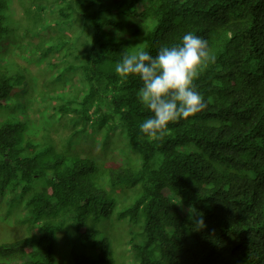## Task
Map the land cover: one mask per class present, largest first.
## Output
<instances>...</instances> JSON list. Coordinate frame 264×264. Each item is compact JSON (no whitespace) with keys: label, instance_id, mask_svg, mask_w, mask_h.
<instances>
[{"label":"trees","instance_id":"trees-1","mask_svg":"<svg viewBox=\"0 0 264 264\" xmlns=\"http://www.w3.org/2000/svg\"><path fill=\"white\" fill-rule=\"evenodd\" d=\"M30 1L21 24L0 0V38L5 8L16 49L29 45L78 82L72 105L55 111L68 115V141L117 127L133 149L119 169L78 152L27 158L18 126L0 120V203L22 197L17 221L34 230L0 241V264H58V249L71 264H264V0ZM189 32L216 58L195 81L207 107L150 140L140 131L152 115L137 101L142 81L122 80L115 66ZM33 34L36 43L24 42ZM19 85L0 70V108Z\"/></svg>","mask_w":264,"mask_h":264},{"label":"rangeland","instance_id":"rangeland-1","mask_svg":"<svg viewBox=\"0 0 264 264\" xmlns=\"http://www.w3.org/2000/svg\"><path fill=\"white\" fill-rule=\"evenodd\" d=\"M7 2L9 11L16 22L25 24L27 20L24 8L30 7L31 1L7 0ZM2 14L9 32L0 38V70L19 80L20 85L16 96L9 99L10 103L7 108H0V120H8L18 126L20 142L22 146H28L23 150L22 156L27 158L44 156L53 160L57 156L70 157L78 152L90 157L103 158L102 163L108 167L119 169L125 164H131L130 157H132L131 150L133 148L126 141L123 132L117 127L113 132L106 133L101 130L98 134L87 130L77 134V136H81L80 139L73 136L68 141V136L73 135L68 115L59 118L55 111L58 106L74 97L73 89L78 82L73 79L70 71H60L58 66L50 67L46 58L41 57L39 53L31 52L29 45L20 51L17 50L18 37L16 42L11 41V35L18 32L17 27L5 8ZM37 40L38 34H33L27 36L24 42L36 43ZM10 53L12 59L21 67L9 57ZM51 55L50 60L54 57V53ZM30 91L31 98L27 105L24 102L26 96L23 97V101L21 98L24 94H29ZM71 101L70 105L73 103ZM137 101L141 104L138 98ZM102 143H104V147H100ZM101 186L110 192L115 190L107 185ZM113 195L115 196V192ZM6 200L0 203V241L12 240L20 234L28 235L34 232V230L26 232L27 226L17 221L25 217L22 206L23 198L17 196L11 204ZM114 235L116 234L114 233ZM60 250L58 249L56 255L58 264H71L65 250Z\"/></svg>","mask_w":264,"mask_h":264},{"label":"clouds","instance_id":"clouds-1","mask_svg":"<svg viewBox=\"0 0 264 264\" xmlns=\"http://www.w3.org/2000/svg\"><path fill=\"white\" fill-rule=\"evenodd\" d=\"M215 60L208 42L191 32L179 45L161 47L155 57L142 48L123 54L115 72L122 80L136 76L142 81L137 96L152 113L140 125L147 138L163 139L169 124L194 117L207 107L195 81ZM194 223L198 229L204 227L202 217Z\"/></svg>","mask_w":264,"mask_h":264}]
</instances>
